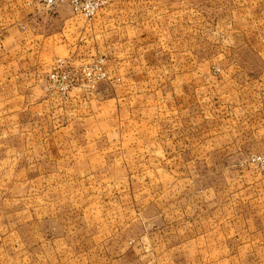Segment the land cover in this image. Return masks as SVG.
I'll use <instances>...</instances> for the list:
<instances>
[{
  "label": "rangeland",
  "instance_id": "obj_1",
  "mask_svg": "<svg viewBox=\"0 0 264 264\" xmlns=\"http://www.w3.org/2000/svg\"><path fill=\"white\" fill-rule=\"evenodd\" d=\"M111 3L0 41V264H264V0H199L183 57H117Z\"/></svg>",
  "mask_w": 264,
  "mask_h": 264
},
{
  "label": "crops",
  "instance_id": "obj_2",
  "mask_svg": "<svg viewBox=\"0 0 264 264\" xmlns=\"http://www.w3.org/2000/svg\"><path fill=\"white\" fill-rule=\"evenodd\" d=\"M29 1L0 0V27L9 28L7 29L8 33L0 32L1 42L9 41L12 38L16 40V37L24 40L32 36L34 38L41 36L34 32L36 27L40 26L38 20L42 10ZM213 1L218 2V0ZM197 2L199 0H112L113 10L118 15V19H114V25L119 29L115 30V34L119 36V40L114 44L115 55L119 58L132 57L136 49H139V46L135 47V45L140 43L144 44L146 52L157 50L155 48H160V52L172 49L176 51L172 55L177 57L182 55L183 57L187 53V43H189V47L196 48V31L194 29L197 20L196 18L188 20L193 23L191 24L193 36L187 40L186 17H189L190 13L196 15L194 5H197ZM68 7L70 6L68 5ZM50 11L56 12L54 9ZM249 42L251 41L249 40ZM67 46L69 47L68 44ZM191 48H189V52H191ZM68 52L74 54V46L68 48ZM103 92V88L99 87L95 97L99 103L106 99ZM81 95L80 88H74L70 93L71 97H69L67 105L70 107L80 106ZM90 101L92 102L93 99Z\"/></svg>",
  "mask_w": 264,
  "mask_h": 264
},
{
  "label": "built area",
  "instance_id": "obj_3",
  "mask_svg": "<svg viewBox=\"0 0 264 264\" xmlns=\"http://www.w3.org/2000/svg\"><path fill=\"white\" fill-rule=\"evenodd\" d=\"M108 0H30L29 3L35 5L40 10H53L60 5H69L76 15L83 16L88 19L94 18L105 6ZM83 76L94 86L96 79L106 76L105 72L96 71L91 68L83 69ZM50 82L60 91L66 92L74 83L76 78L69 69L66 59L59 58L54 64L53 69L48 76ZM253 161L264 168V155H258Z\"/></svg>",
  "mask_w": 264,
  "mask_h": 264
}]
</instances>
